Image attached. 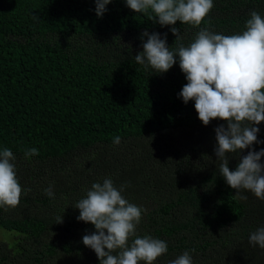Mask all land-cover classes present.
I'll return each mask as SVG.
<instances>
[{"label":"trees","instance_id":"1","mask_svg":"<svg viewBox=\"0 0 264 264\" xmlns=\"http://www.w3.org/2000/svg\"><path fill=\"white\" fill-rule=\"evenodd\" d=\"M197 28L160 26L113 0L97 17L95 0H0V151L11 150L25 190L18 206L0 207V264H99L83 236L77 202L93 183L128 185L122 195L144 213L137 234L168 244L155 264L188 251L193 264H264V249L249 243L264 227V200L236 194L219 173L213 120L204 126L177 63L156 73L135 62L147 31L167 34L173 50L193 42L201 28L233 35L250 13L264 18V0H213ZM250 149H264V123ZM121 138L119 145L113 140ZM36 148L39 155L26 156ZM264 163V157L261 160ZM52 187L50 198L45 189ZM62 217V223H58Z\"/></svg>","mask_w":264,"mask_h":264},{"label":"clouds","instance_id":"2","mask_svg":"<svg viewBox=\"0 0 264 264\" xmlns=\"http://www.w3.org/2000/svg\"><path fill=\"white\" fill-rule=\"evenodd\" d=\"M113 0H95L97 17L107 11ZM134 13L153 17L160 26L171 27L175 41H181L180 30L174 25L199 27L214 7L213 0H125ZM147 37L143 51L135 62L156 73H167L178 61L187 83L179 93L187 104L194 101L199 120L208 126L213 120L225 121L215 129L217 146L214 149L219 173L233 190V199L246 200L240 190L251 192L264 200V149H252L239 156L235 170L229 168L230 154H239L258 141L259 127L264 123V18L256 11L250 13L245 30L240 34L223 35L201 28L193 42L179 43L175 50L167 45V34ZM119 145L121 138L113 140ZM26 156L39 155L36 148ZM16 157L8 148L0 151V207L18 206L25 191L17 178ZM128 185L114 186L111 178L93 183L86 197L75 208L79 221L94 226L95 232L83 236L84 246L93 250L99 264H155L168 252V244L150 235L137 234L144 209L130 203L123 195ZM45 193L54 196L51 186ZM62 223V217H58ZM249 243L264 249V227L252 232ZM169 264H193L192 256L185 251Z\"/></svg>","mask_w":264,"mask_h":264},{"label":"rangeland","instance_id":"3","mask_svg":"<svg viewBox=\"0 0 264 264\" xmlns=\"http://www.w3.org/2000/svg\"><path fill=\"white\" fill-rule=\"evenodd\" d=\"M15 234L8 233L0 228V242L1 241H15Z\"/></svg>","mask_w":264,"mask_h":264}]
</instances>
